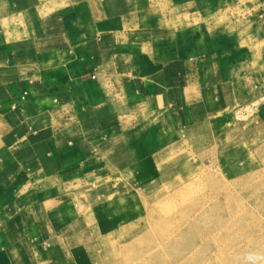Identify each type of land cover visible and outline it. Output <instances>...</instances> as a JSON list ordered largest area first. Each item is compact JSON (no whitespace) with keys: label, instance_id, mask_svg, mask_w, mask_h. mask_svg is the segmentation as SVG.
Wrapping results in <instances>:
<instances>
[{"label":"crops","instance_id":"0c3cea01","mask_svg":"<svg viewBox=\"0 0 264 264\" xmlns=\"http://www.w3.org/2000/svg\"><path fill=\"white\" fill-rule=\"evenodd\" d=\"M263 96L264 0H0V264H73L132 182Z\"/></svg>","mask_w":264,"mask_h":264},{"label":"rangeland","instance_id":"374dc122","mask_svg":"<svg viewBox=\"0 0 264 264\" xmlns=\"http://www.w3.org/2000/svg\"><path fill=\"white\" fill-rule=\"evenodd\" d=\"M188 134L186 145L155 165L153 178L132 182L131 211L109 213L76 242L73 264H264V96ZM215 157L222 190L226 168L246 173L222 218L213 211ZM119 253L127 256L114 259Z\"/></svg>","mask_w":264,"mask_h":264},{"label":"bare ground","instance_id":"6f19581e","mask_svg":"<svg viewBox=\"0 0 264 264\" xmlns=\"http://www.w3.org/2000/svg\"><path fill=\"white\" fill-rule=\"evenodd\" d=\"M213 162L216 164L215 172H214L215 173V181H213V183H212L214 185L213 211L218 215V217L222 218L223 215H220L218 213L219 212H223V214H224V213H228L230 211L231 207H230V205H226V202L232 201L233 197H234V194L241 193V190L243 189V187L245 185L244 182H243V179H245L246 173L242 170V168H238V167L230 168V169L226 168V170H224V171L227 174L226 178L228 180L225 181V187H223L224 189L222 190V188H221L222 182L220 181L219 173L223 171V167L220 164V161L218 160L217 157L214 158ZM254 174L255 173H253V175ZM234 185L237 186V191L236 192H233L232 190H229V187L230 186H234ZM245 189H246V187H245ZM261 210H262V212H263L262 214L264 216V204L261 206ZM127 245H128V243H127ZM131 254H132V252H131ZM126 256H127V254H126ZM113 257H114V259H119V260H120V258H123L120 253L119 254H115V255L113 254ZM116 264H119V263H116Z\"/></svg>","mask_w":264,"mask_h":264}]
</instances>
